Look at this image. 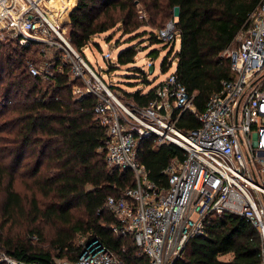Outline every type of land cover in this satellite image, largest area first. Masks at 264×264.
Instances as JSON below:
<instances>
[{"label": "trees", "instance_id": "obj_1", "mask_svg": "<svg viewBox=\"0 0 264 264\" xmlns=\"http://www.w3.org/2000/svg\"><path fill=\"white\" fill-rule=\"evenodd\" d=\"M258 2L77 0L66 24L69 40L78 51L95 34L110 29L129 37L147 34L150 44L161 43L162 49L167 47L159 65L161 73L167 72L175 59L176 79L201 112L208 98L220 91L221 81L232 77L229 60L220 53ZM170 19L175 20L177 49L176 38L165 42L156 35ZM30 51L36 52L32 43L0 42V117L6 115L0 121V248L18 260L72 264L83 244L97 239L122 264H150L131 234L113 231L119 221L105 205L106 198L133 186L134 176L130 169L109 166L105 161L102 146L106 132L93 112L94 95L73 92L72 85L81 82L69 78L66 65L59 68L54 64L51 76L45 79L32 75L24 62ZM157 51L153 48L148 54L155 58ZM136 53L134 44L120 49L109 67L134 62ZM130 69L134 74L127 76L146 81L140 68ZM160 81L146 90H125L112 84L110 88L118 97L121 90L132 103L146 105L156 98ZM176 125L186 131L197 128L199 121L194 113L184 111ZM135 154L158 188L167 186L164 169L170 161L185 156L173 142L154 145L153 135L139 139ZM19 167L20 178L29 179L28 193L13 188ZM78 237H83L80 243ZM225 254H230L229 258L221 259ZM260 262L258 231L244 217L223 212L206 218L202 233L186 241L172 264Z\"/></svg>", "mask_w": 264, "mask_h": 264}, {"label": "built area", "instance_id": "obj_2", "mask_svg": "<svg viewBox=\"0 0 264 264\" xmlns=\"http://www.w3.org/2000/svg\"><path fill=\"white\" fill-rule=\"evenodd\" d=\"M76 2L0 0V42L32 43L39 49V64L46 67L30 64L32 75L45 79L54 64L66 65L69 78L81 82L72 85L73 92L94 95L93 112L106 132L105 161L130 169L134 176L133 186L106 198L105 205L119 221L113 231L131 234L150 264H172L186 241L202 233L208 216L229 212L244 217L258 231L264 264V0L221 51L232 77L221 81L220 91L208 98L201 112L174 69L160 81L154 100L123 104L69 40L66 20ZM156 35L165 42L175 40V20ZM184 111L194 113L197 128L177 127ZM148 135L154 136L156 146L173 142L185 152L183 160L173 158L164 169L165 188L149 180L135 154L139 139ZM0 264L40 263L18 260L0 248ZM72 264L122 263L92 239Z\"/></svg>", "mask_w": 264, "mask_h": 264}, {"label": "rangeland", "instance_id": "obj_3", "mask_svg": "<svg viewBox=\"0 0 264 264\" xmlns=\"http://www.w3.org/2000/svg\"><path fill=\"white\" fill-rule=\"evenodd\" d=\"M141 28L143 27H140L138 31H140ZM107 36L108 38L111 36L110 40L106 39ZM135 36L137 35H134L133 37H129V34L120 35L119 30L115 31L114 29H110L104 33L95 34L92 37V41H90L85 46L87 48L83 47L81 49V53L89 66L101 77V79L106 84L117 85L125 90H134L137 88H143L144 90H146L147 88L157 84L167 75V73L172 71L175 67L176 60L172 59V63L167 72L161 73L159 65L162 58L166 55L167 47L162 49L161 43L150 44V42L147 41V34L141 35L140 33V36ZM94 42H97L98 44L96 45ZM130 44H134L137 49L134 62L120 65L116 69H111L112 67H109V63L115 62L117 52L120 49L129 46ZM178 45L179 38L177 35L174 42V49H177ZM153 48H158L157 56L155 58L153 56H149L148 54V52ZM107 56L111 58L110 61H107L109 60L107 59ZM40 58L41 55L39 53V49L36 48V52L33 53L32 51H30L27 53L26 57L24 58V62L27 67L30 64H33L45 69V65L39 64ZM167 59L169 62L171 56H168ZM132 66L140 68L142 72L146 74V81H144L142 78L127 76L128 74H134V71L130 69V67ZM150 67H152V72H149ZM107 68L109 69L107 70ZM129 81L134 82L132 83L133 85L127 84L129 83ZM118 93L120 94L119 98L123 104L131 102V100L126 95H124L121 90H118ZM5 116L6 115H4L3 117ZM3 117H0V121L3 120ZM21 170L22 169L20 167L17 168L13 182V188L19 193H28L27 186L29 184L27 182L29 181V179L27 177L20 178ZM0 195H2L1 191ZM81 241L82 237H78L77 242L80 243ZM220 258L227 259L229 258V255H224Z\"/></svg>", "mask_w": 264, "mask_h": 264}, {"label": "water", "instance_id": "obj_4", "mask_svg": "<svg viewBox=\"0 0 264 264\" xmlns=\"http://www.w3.org/2000/svg\"><path fill=\"white\" fill-rule=\"evenodd\" d=\"M149 72H152V67L149 68Z\"/></svg>", "mask_w": 264, "mask_h": 264}, {"label": "crops", "instance_id": "obj_5", "mask_svg": "<svg viewBox=\"0 0 264 264\" xmlns=\"http://www.w3.org/2000/svg\"><path fill=\"white\" fill-rule=\"evenodd\" d=\"M85 48H87V47H85ZM225 255H229L230 256V254H225ZM224 256V255H223Z\"/></svg>", "mask_w": 264, "mask_h": 264}]
</instances>
